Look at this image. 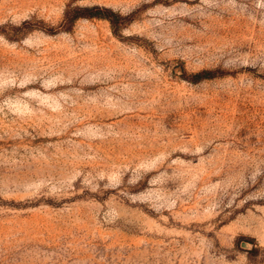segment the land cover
Listing matches in <instances>:
<instances>
[{"label":"rangeland","instance_id":"1","mask_svg":"<svg viewBox=\"0 0 264 264\" xmlns=\"http://www.w3.org/2000/svg\"><path fill=\"white\" fill-rule=\"evenodd\" d=\"M0 264H264V0H0Z\"/></svg>","mask_w":264,"mask_h":264},{"label":"trees","instance_id":"2","mask_svg":"<svg viewBox=\"0 0 264 264\" xmlns=\"http://www.w3.org/2000/svg\"><path fill=\"white\" fill-rule=\"evenodd\" d=\"M79 19H100L106 20L114 35H117V31L120 26L129 22V17L121 16L120 14L113 12L111 9L100 6H74L69 7L63 14L62 26L64 29H68L76 20ZM215 77L209 70H202L200 72L192 74L188 80L192 83L199 82L203 79H210Z\"/></svg>","mask_w":264,"mask_h":264}]
</instances>
